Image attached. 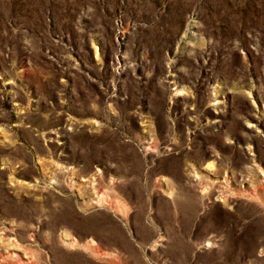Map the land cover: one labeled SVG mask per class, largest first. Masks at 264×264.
I'll return each mask as SVG.
<instances>
[{
	"label": "rangeland",
	"instance_id": "374dc122",
	"mask_svg": "<svg viewBox=\"0 0 264 264\" xmlns=\"http://www.w3.org/2000/svg\"><path fill=\"white\" fill-rule=\"evenodd\" d=\"M0 264H264V0H0Z\"/></svg>",
	"mask_w": 264,
	"mask_h": 264
}]
</instances>
